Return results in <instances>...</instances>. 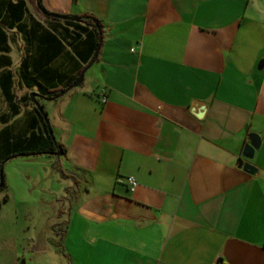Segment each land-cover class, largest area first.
Instances as JSON below:
<instances>
[{
	"label": "crops",
	"instance_id": "1",
	"mask_svg": "<svg viewBox=\"0 0 264 264\" xmlns=\"http://www.w3.org/2000/svg\"><path fill=\"white\" fill-rule=\"evenodd\" d=\"M11 1L0 0L2 13ZM25 1L27 31L5 29L11 65L0 68L18 97L37 92L19 67L38 57L45 29L64 46L41 66L58 77L44 84L58 89L77 68L61 24ZM253 1L40 0L50 13L96 18L100 31L81 87L40 97L64 148L54 169L67 189L58 213L68 264H264V21ZM34 117L27 104L10 121L20 132ZM252 132L261 141L248 160Z\"/></svg>",
	"mask_w": 264,
	"mask_h": 264
},
{
	"label": "trees",
	"instance_id": "2",
	"mask_svg": "<svg viewBox=\"0 0 264 264\" xmlns=\"http://www.w3.org/2000/svg\"><path fill=\"white\" fill-rule=\"evenodd\" d=\"M40 10L57 24L68 35V45L70 46L69 53L72 60H77L76 72L58 89H52L50 81H54L57 76L51 74V71H43L42 67L45 62L50 61L58 53L61 47L64 46L60 37L55 31L45 29L41 38V50L36 58L26 53L20 62L19 80L26 87H36V97H44L56 100L71 89V84L77 79L80 72L93 58L95 52L100 45V31L97 25L96 18L89 15L68 17L61 20L60 17L51 15L45 10L40 0L38 6ZM26 13V1L16 0L9 2L4 13L0 10V68L11 65V59L5 52H8L7 33L5 29L16 27L18 30L27 31V25L23 23ZM63 24H62V23ZM99 24V23H98ZM55 26V25H54ZM57 30V28H56ZM59 30V29H58ZM62 34V31H60ZM72 50V51H71ZM78 58V59H77ZM47 72V73H46ZM53 76V77H52ZM48 84H44L45 82ZM13 73L10 69H6L0 74V88L2 95L7 103L9 115L0 116V122L3 124L0 128V189L6 186L5 174L1 170V164L15 155L37 154V153H52L64 148L52 136L47 125V113L42 104L37 108L32 102L30 93L17 96L14 90ZM32 104L36 117L31 119L29 127L24 131L15 132V125L11 117L17 115L21 105ZM38 121L42 124V129L36 127ZM7 195L3 201L7 200ZM0 200V205H1Z\"/></svg>",
	"mask_w": 264,
	"mask_h": 264
},
{
	"label": "rangeland",
	"instance_id": "3",
	"mask_svg": "<svg viewBox=\"0 0 264 264\" xmlns=\"http://www.w3.org/2000/svg\"><path fill=\"white\" fill-rule=\"evenodd\" d=\"M253 2L264 21V0ZM13 58L16 64L15 51ZM15 90L20 93V86ZM33 93L36 92L30 95ZM37 99L47 114L52 111L49 101ZM43 103L49 106V112ZM5 110L0 97V111ZM2 125L0 122V128ZM61 160V155L37 153L15 155L4 162L6 186L0 189V264H68L60 242L64 218L58 213L64 206L67 189L64 181L57 179L58 171L54 169V162L59 164ZM71 194L74 195L73 191ZM6 195L8 198L3 201Z\"/></svg>",
	"mask_w": 264,
	"mask_h": 264
},
{
	"label": "water",
	"instance_id": "4",
	"mask_svg": "<svg viewBox=\"0 0 264 264\" xmlns=\"http://www.w3.org/2000/svg\"><path fill=\"white\" fill-rule=\"evenodd\" d=\"M37 2H39V1H37ZM51 15H55V16H57V17L64 18V19H65V18H68V16L61 15V14L51 13ZM97 54H98V52L96 51L94 57H93L92 60L89 62V64H88L85 68L82 69V71L80 72V74H79V76L77 77V79L71 84V88H73V87H77V86L80 85V83H81L82 80H83V77H84V74H85L86 70H87V69L93 64L94 60H95L96 57H97ZM263 65H264V59H262V60L260 61L259 68H262ZM35 95H36V93H33V94L31 95V98H32V100L34 101L35 106H36L37 108H40V104H39V102H37V101L35 100V97H36ZM198 116H199V114H198ZM46 122H47L48 128H49V130H50V132H51V134H52V136H53V132H52V129H51L50 124H49V122H48V119L46 120ZM53 138H54V136H53ZM249 138H250V142H249V143H246V144L244 145V147H243V150H242V156H243L245 159H248V160L253 158V156H254V151H255L256 149L259 148V146H260V141H261V140H260V137L258 136V134L253 133V132L249 134ZM54 139H55V138H54ZM55 154H57V155H61V154H62V150H58V151H56ZM248 160L241 159L240 162H239V164H238V166H239L240 168H242L243 170L249 172L250 174H255V173L257 172V169H258V168H257L256 166H254L252 163H250ZM4 162H5V161H4ZM4 162L1 164V170H3Z\"/></svg>",
	"mask_w": 264,
	"mask_h": 264
},
{
	"label": "built area",
	"instance_id": "5",
	"mask_svg": "<svg viewBox=\"0 0 264 264\" xmlns=\"http://www.w3.org/2000/svg\"><path fill=\"white\" fill-rule=\"evenodd\" d=\"M101 96H102V99L105 101L106 98H107L105 90H103V93H102ZM125 180L129 184L131 189H134L137 186V180H136V178L134 176H132V175L127 176L125 178Z\"/></svg>",
	"mask_w": 264,
	"mask_h": 264
}]
</instances>
